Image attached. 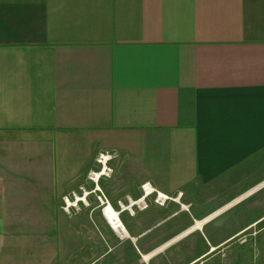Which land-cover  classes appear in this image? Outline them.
Wrapping results in <instances>:
<instances>
[{
	"label": "crops",
	"instance_id": "crops-1",
	"mask_svg": "<svg viewBox=\"0 0 264 264\" xmlns=\"http://www.w3.org/2000/svg\"><path fill=\"white\" fill-rule=\"evenodd\" d=\"M145 182L180 196L119 210ZM252 231L264 264V0H0V264H234Z\"/></svg>",
	"mask_w": 264,
	"mask_h": 264
},
{
	"label": "built area",
	"instance_id": "built-area-1",
	"mask_svg": "<svg viewBox=\"0 0 264 264\" xmlns=\"http://www.w3.org/2000/svg\"><path fill=\"white\" fill-rule=\"evenodd\" d=\"M117 158V153L115 151H105V152H100L98 156L96 157V162H97V169L91 171L90 173V179L95 182L96 186L95 188L99 190V187L97 185V181L100 177H108L110 173H112L113 169L110 166V161H113ZM140 189L142 191L140 197L137 199H127V204H124L122 201L118 202L119 205V210L127 209L129 211H132L133 208H137L139 210L146 209L149 206V202H147V198L150 197L151 195H155L152 199L153 203L158 204V205H163L167 200H177L180 196L178 194L176 197H171L168 196L167 194H164L158 190H156L150 183L145 182L141 184ZM99 196L98 199L102 205V212L104 214V210L110 206L109 201L105 194L99 190ZM75 206L76 202L73 203H67L66 206L63 208V210L66 213H70V206ZM111 207V206H110ZM73 208V207H72ZM255 231H252L251 233H246V236H254ZM247 241L246 237H243L242 242ZM221 255H224V253H221ZM210 264H218L216 262H212Z\"/></svg>",
	"mask_w": 264,
	"mask_h": 264
},
{
	"label": "rangeland",
	"instance_id": "rangeland-1",
	"mask_svg": "<svg viewBox=\"0 0 264 264\" xmlns=\"http://www.w3.org/2000/svg\"><path fill=\"white\" fill-rule=\"evenodd\" d=\"M117 159V158H116ZM115 159V160H116ZM114 161V160H113ZM113 161H110V163L111 162H113ZM111 165V164H110ZM97 169V167L94 169V170H96ZM113 169V168H112ZM114 170V169H113ZM113 174H114V171H112V173H110L109 174V176L107 177L108 179L109 178H111L112 176H113ZM101 179H103L102 177L101 178H99L98 179V181H97V183H99L100 181L102 182V180ZM90 181H92V180H90ZM93 183H94V186H95V182H91V184L93 185ZM86 193H89V190H85V189H77V190H75L74 191V193H72L71 191H69V192H67L65 195H63V197L62 198H60V208L61 209H63L65 206H66V204L67 203H73L74 201H75V199L76 200H78L79 198H82L83 197V194H86ZM100 193V192H99ZM103 193H104V191H103ZM141 193H142V191H141V189H140V195H141ZM106 196V195H105ZM155 195L153 194V195H151L150 197H148L147 199V202H149V200H151L152 201V199H153V197H154ZM168 196H170V195H168ZM171 197H176V196H171ZM119 201H121V200H119ZM118 201V202H119ZM168 201H173V200H167L166 202H168ZM124 204H127V199H126V201H122ZM166 202L164 203V204H166ZM77 203L78 202H76V205L75 206H70V208L72 209V207H77ZM118 204V203H117ZM163 204V205H164ZM158 205V204H157ZM161 206V205H160ZM117 207L119 208V205H117ZM70 209V211L72 212V210ZM139 210V209H138ZM129 211V210H128ZM136 210L133 208L132 209V211H129L130 213H134ZM255 236V235H254ZM254 236H251L252 238H250V241H251V244L250 243H248L249 242V236L247 237L246 236V234H244V232L242 233H240L239 235H237V237H234L233 239H232V241H231V243L229 244V247H231V246H239V247H241L240 245H242V244H245V243H248L246 246H249V245H251L252 246V250H251V255H250V258H248V260L247 261H244V260H238V261H235L234 262V264H256L257 262L256 261H258V257H259V249H258V245H256V242H255V237ZM92 237H93V239H92V241L90 240L89 241V243H91V244H93V245H95V247L97 248V247H103L104 246V238L103 239H101L100 238V236L98 235V234H93L92 235ZM102 237H103V235H102ZM243 237H246L247 238V241H245V242H242V239H243ZM181 245L182 244H180L179 245V247H181ZM253 248H255V250H253ZM221 255V254H220ZM221 257H224V255H221ZM249 261V262H248ZM218 264H222V262H218Z\"/></svg>",
	"mask_w": 264,
	"mask_h": 264
},
{
	"label": "bare ground",
	"instance_id": "bare-ground-1",
	"mask_svg": "<svg viewBox=\"0 0 264 264\" xmlns=\"http://www.w3.org/2000/svg\"><path fill=\"white\" fill-rule=\"evenodd\" d=\"M104 214L109 222V224L111 225V227L118 233L121 231V226L120 223L117 221V213L114 212V210L112 208L107 207L104 210Z\"/></svg>",
	"mask_w": 264,
	"mask_h": 264
}]
</instances>
